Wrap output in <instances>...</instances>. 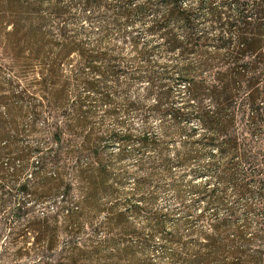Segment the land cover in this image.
<instances>
[{"label": "trees", "instance_id": "16d2710c", "mask_svg": "<svg viewBox=\"0 0 264 264\" xmlns=\"http://www.w3.org/2000/svg\"><path fill=\"white\" fill-rule=\"evenodd\" d=\"M0 7L14 16L4 54L18 74L0 83V176L19 178L26 165L15 168L16 159L33 156L34 173L58 165L63 198L79 190L84 206L97 204L99 194L113 190L114 159H125L135 141L146 146L155 139L145 123L135 130L125 121L146 109L159 119L157 179H170L181 202L190 195L203 206L195 221L211 211L205 224L190 221L186 229L161 231L165 218H158L165 249L156 251V264H264V0H0ZM143 35L156 37V71ZM138 84L149 96L156 85L153 105L131 96ZM22 101L30 103V131L40 120L45 125L46 147L18 141L13 118ZM96 107L103 108L101 120ZM67 158L76 184H64ZM19 189L27 193L29 186ZM9 203L0 198L1 209ZM84 208L33 219L18 237L42 243L38 253L49 256L62 230L75 243ZM24 213L20 206L13 216ZM107 221L87 229L115 235L91 249L68 246L71 264H154L140 261L124 213Z\"/></svg>", "mask_w": 264, "mask_h": 264}, {"label": "rangeland", "instance_id": "374dc122", "mask_svg": "<svg viewBox=\"0 0 264 264\" xmlns=\"http://www.w3.org/2000/svg\"><path fill=\"white\" fill-rule=\"evenodd\" d=\"M2 9L0 7V83L6 85V81L15 79L18 74L12 67V59L4 54L5 35L10 31V23L14 16L10 12H3ZM22 17H26V14H23ZM143 41L148 43V47L153 48L151 58L153 59V69L156 71V37L151 38L143 35ZM26 82H29V79ZM145 88L144 84H138L132 86L130 91L131 96L140 98L148 107L156 102V85L155 91L150 96L146 93ZM20 104L23 106V110L13 118V123L19 131L18 141L22 146L30 148L46 147L49 141L45 125L40 120L36 122L35 133L31 132L33 117L29 111L30 103L22 101ZM102 114L103 108L96 107L94 116L101 120ZM125 121L135 130L145 123L151 128L155 139L146 146H140L135 141L127 146L125 159L121 162L114 159L112 162L114 168L108 183L113 190L110 191L111 193L99 194L96 198L97 204L84 206L81 202L84 196L79 190H74L67 199L63 198L62 190H60L61 185H59L61 170L58 165L50 162L44 169L40 168L34 173L37 166L33 156L28 161L16 159L15 168L23 164L26 165L19 178L15 179L10 173L0 176V198L10 200L6 207L0 208V264H71L64 252L68 246L81 243L83 248L91 249L94 244H99L107 237L115 235L116 232L113 234L112 230L109 231L108 228H100L95 234L87 228L89 225L97 227L107 223L109 217L120 212L124 213V221L130 227L131 232L128 235V240L138 251L137 253L141 257L140 261H153L156 264V251L165 249L161 242V231L170 230L177 224H180L177 227L186 229L190 225L188 222L197 219L203 206L192 204L193 198L190 195H184V200L181 202L168 186L171 180H161L156 177V124L159 122V119H156V113L146 109L133 110L126 114ZM102 124L111 127L112 121L110 118H105ZM111 150L116 154L117 149L111 148ZM104 155L109 158L110 154L107 151L104 152ZM63 164L64 184L67 182L76 184L71 172L74 161L67 158ZM118 167L124 171L123 175L119 173ZM9 170L11 171V169ZM21 183H27L29 186L27 193H23L19 189ZM46 183H49V188L53 186L54 189L48 191ZM20 206L25 208V213L20 219L15 220L13 213ZM79 207H85L79 217V223L84 227V230L78 232L73 244H70L69 237L62 230L58 238V248L55 253L49 256H42L38 253V250L41 251L44 248L42 243L32 245V240H29L30 242L27 241L28 245H26L18 237L27 223L33 219H39L45 214H54L60 209L65 214L72 208ZM210 212V210H206L205 215L198 221L199 223L197 221L193 223L197 222L199 226L205 224ZM161 217L165 218V225L161 231H156V221ZM23 246L24 248L30 247L31 254L19 256L17 250H24ZM91 261L93 260L90 259L86 264H94Z\"/></svg>", "mask_w": 264, "mask_h": 264}]
</instances>
